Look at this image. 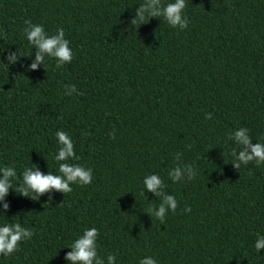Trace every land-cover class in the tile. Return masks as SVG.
Returning <instances> with one entry per match:
<instances>
[{
  "label": "trees",
  "instance_id": "16d2710c",
  "mask_svg": "<svg viewBox=\"0 0 264 264\" xmlns=\"http://www.w3.org/2000/svg\"><path fill=\"white\" fill-rule=\"evenodd\" d=\"M147 2L0 0V168L17 172L0 200V227L34 233L0 264H72L69 246L92 227L103 264L109 254L114 264H264L255 248L264 237V163L233 165L240 128L264 144V0H186L184 30L163 17L133 26ZM26 20L46 36L63 28L72 61L57 68L45 55L30 69L39 49L26 39ZM58 131L78 157L61 163L92 169L91 184L38 200L17 193L26 168L60 174ZM151 175L162 180L159 197L144 189ZM170 195L178 207L166 206L161 224L149 209Z\"/></svg>",
  "mask_w": 264,
  "mask_h": 264
},
{
  "label": "clouds",
  "instance_id": "9594fccd",
  "mask_svg": "<svg viewBox=\"0 0 264 264\" xmlns=\"http://www.w3.org/2000/svg\"><path fill=\"white\" fill-rule=\"evenodd\" d=\"M162 0H148L146 4L136 12V17L131 21L133 26L137 23H144L145 19L150 17H163L164 20L173 28L184 30L188 27L189 20L184 15V10L187 7L186 0H175V2L167 3L163 8L158 7ZM27 27L23 29L27 41L30 45H35L39 51L36 54L35 61L30 65V69H36L37 64L45 59V55L56 60V67L61 68L66 63H70L73 59V52L69 47V41L65 39L63 28H58L55 35L46 36L42 25H34L30 20H26ZM8 63H15L18 59L16 53L10 54ZM82 94V93H79ZM206 119H211V114H206ZM249 132L247 128H240L235 132V140L244 146L239 152V156L233 161L235 168L239 169L241 164L247 165L249 162H255L257 166L264 163V144H251V137L246 135ZM56 138L59 145L58 155L54 159L59 165V173L53 174L48 172L47 175L39 170L33 171L32 167L26 168L20 175L22 176V184L15 189L17 193L25 197L31 196L32 199L38 200L39 196L55 190L65 194L72 191L70 185L77 184L79 186L89 185L92 182V169H85L78 164L61 163L69 157L73 160L78 159L73 151L74 144L70 136L64 131H58ZM236 149L232 150L231 155L235 156ZM3 171V178L0 179V200L8 193L9 188H13L12 179L17 177L15 167L5 166L0 168ZM189 180L194 179L196 173L192 171V167L188 168ZM181 176L180 169L177 168L174 174V179L179 180ZM144 189L155 193L156 196H161L160 188L162 180L157 175L146 176L144 178ZM35 193L36 195H33ZM144 196V190L141 191ZM51 200V197H49ZM166 206L168 211L175 213L178 202L173 195L163 198L158 211L154 212L153 208L149 209V213L154 215L161 221H165ZM8 204L3 205L4 210L8 209ZM186 212H190V208H185ZM34 233L31 229L22 227L19 223L5 224L0 227V255L5 257L11 256L19 250L21 241L31 240ZM99 230L95 227L85 229L83 235L77 238L69 247L72 251L68 252L65 259L72 264H103V260L98 258L97 238ZM255 248L259 252L264 249V237H260L255 242ZM108 264H114L116 261L115 255L107 256ZM140 264H156V261L151 257H145L140 260Z\"/></svg>",
  "mask_w": 264,
  "mask_h": 264
}]
</instances>
